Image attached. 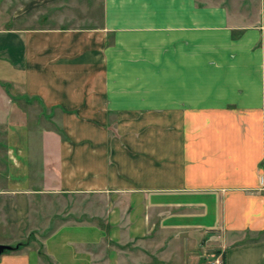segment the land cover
<instances>
[{
    "label": "crops",
    "instance_id": "0c3cea01",
    "mask_svg": "<svg viewBox=\"0 0 264 264\" xmlns=\"http://www.w3.org/2000/svg\"><path fill=\"white\" fill-rule=\"evenodd\" d=\"M79 1L101 23L0 24V264H119L158 222L264 264V0Z\"/></svg>",
    "mask_w": 264,
    "mask_h": 264
},
{
    "label": "rangeland",
    "instance_id": "374dc122",
    "mask_svg": "<svg viewBox=\"0 0 264 264\" xmlns=\"http://www.w3.org/2000/svg\"><path fill=\"white\" fill-rule=\"evenodd\" d=\"M27 1L0 0V24L5 21L11 23V16L14 11L21 3L25 4ZM241 1L243 3L241 4L242 8L244 7L249 14L255 10L260 2V0H227L231 6L234 3L237 6V3L239 4ZM81 7H83V3L79 0H65L62 5L52 7L44 4L19 19L18 24H16L40 27L52 26L58 23L67 26L101 23L99 7L97 14L93 13L92 16L90 11L84 12ZM75 198L76 196H72L68 199L73 200ZM67 204L66 206L65 203H57V207L59 210L65 206L71 208L73 216H79L84 210L83 202L72 201V203L68 202ZM169 224L164 227L161 222H158L150 234L127 243H121L118 246L115 245V250H119L116 262L119 264H224L223 251L218 236L197 228L176 230L175 226ZM247 237L250 238V236ZM258 237L262 238L264 236L258 235L251 238ZM109 250H111V247H109Z\"/></svg>",
    "mask_w": 264,
    "mask_h": 264
},
{
    "label": "trees",
    "instance_id": "16d2710c",
    "mask_svg": "<svg viewBox=\"0 0 264 264\" xmlns=\"http://www.w3.org/2000/svg\"><path fill=\"white\" fill-rule=\"evenodd\" d=\"M4 85L7 87V90H8L9 87H10V84H9V83H4ZM259 238H260V237H258V238H248V237H247L244 241H248V240H258ZM244 241H243V242H244ZM25 244H26V242L18 243L17 245L22 246V245H25ZM40 252L44 254V252H43L42 249H40ZM223 262H224V259H223Z\"/></svg>",
    "mask_w": 264,
    "mask_h": 264
},
{
    "label": "water",
    "instance_id": "95a60500",
    "mask_svg": "<svg viewBox=\"0 0 264 264\" xmlns=\"http://www.w3.org/2000/svg\"><path fill=\"white\" fill-rule=\"evenodd\" d=\"M11 248H12V246H10V245L0 244V255L4 252V250L11 249Z\"/></svg>",
    "mask_w": 264,
    "mask_h": 264
}]
</instances>
